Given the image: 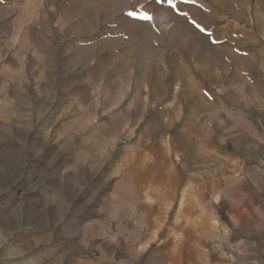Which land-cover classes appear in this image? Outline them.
<instances>
[{
  "label": "crops",
  "instance_id": "1",
  "mask_svg": "<svg viewBox=\"0 0 264 264\" xmlns=\"http://www.w3.org/2000/svg\"><path fill=\"white\" fill-rule=\"evenodd\" d=\"M111 2L89 44L146 114L96 222L108 264H264V1Z\"/></svg>",
  "mask_w": 264,
  "mask_h": 264
},
{
  "label": "rangeland",
  "instance_id": "2",
  "mask_svg": "<svg viewBox=\"0 0 264 264\" xmlns=\"http://www.w3.org/2000/svg\"><path fill=\"white\" fill-rule=\"evenodd\" d=\"M111 4L0 0V264L110 262V233L96 222L146 114L140 97L122 95L108 51L89 44L91 16Z\"/></svg>",
  "mask_w": 264,
  "mask_h": 264
},
{
  "label": "snow or ice",
  "instance_id": "3",
  "mask_svg": "<svg viewBox=\"0 0 264 264\" xmlns=\"http://www.w3.org/2000/svg\"><path fill=\"white\" fill-rule=\"evenodd\" d=\"M169 6L172 7V8H175V5H174V4H171V3H170ZM141 19H144V20H151L152 17H151V16H148V15L145 13V15H144L143 17H141ZM201 30L203 31V29H201Z\"/></svg>",
  "mask_w": 264,
  "mask_h": 264
}]
</instances>
